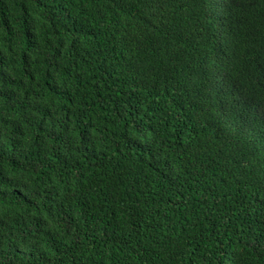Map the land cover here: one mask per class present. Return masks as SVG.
<instances>
[{
    "label": "trees",
    "instance_id": "16d2710c",
    "mask_svg": "<svg viewBox=\"0 0 264 264\" xmlns=\"http://www.w3.org/2000/svg\"><path fill=\"white\" fill-rule=\"evenodd\" d=\"M0 264H264V0H0Z\"/></svg>",
    "mask_w": 264,
    "mask_h": 264
}]
</instances>
